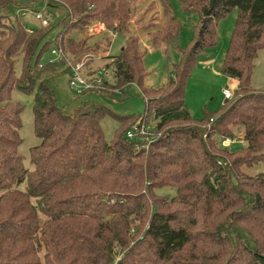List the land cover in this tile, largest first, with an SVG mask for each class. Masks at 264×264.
<instances>
[{
  "label": "trees",
  "instance_id": "1",
  "mask_svg": "<svg viewBox=\"0 0 264 264\" xmlns=\"http://www.w3.org/2000/svg\"><path fill=\"white\" fill-rule=\"evenodd\" d=\"M138 1L0 0V264H264V173L246 172L264 162V90L251 86L254 60L264 49V0H178L182 11L198 14V24L190 45L177 46L180 59L157 89L143 85L147 48L130 31ZM36 2L63 7L64 15L30 28L8 14L12 6ZM161 6L165 21L151 35L154 46L159 39L176 42L179 33L167 0ZM233 9L220 71L237 87L215 113L196 119L185 104L186 81L197 56L217 44V23ZM54 27L60 32L47 40ZM74 29L82 32L78 40L69 36ZM96 33L106 52L112 37H126L117 55L106 56L113 83L104 78L107 87L93 92L118 100L136 84L145 101L140 116L112 114L119 127L111 142L100 125L109 109L90 100L73 112L60 107L48 75L62 65H39L52 42L63 60L98 52ZM62 69L71 77L68 61ZM14 88L34 92L40 142L30 149L32 168L18 151L22 105L10 99ZM149 117L156 139L126 137ZM241 128L242 149L217 142L236 139ZM158 188L174 194L159 195Z\"/></svg>",
  "mask_w": 264,
  "mask_h": 264
},
{
  "label": "rangeland",
  "instance_id": "2",
  "mask_svg": "<svg viewBox=\"0 0 264 264\" xmlns=\"http://www.w3.org/2000/svg\"><path fill=\"white\" fill-rule=\"evenodd\" d=\"M171 8V14L176 18L179 23V33L176 42L167 44L161 39L158 40L156 46L150 42L152 33L161 30L163 22L165 21L164 11L161 7V0H140L138 5L134 4L133 17H131V34L138 36L140 39L141 48H147L143 63L147 76L143 81V85L148 89H157L164 87L170 78V67L173 63H177L180 59L178 47L186 49L195 34V27L198 24V14L196 12H184L181 9L178 0H167ZM11 12H8L11 18L17 16V8L12 6ZM31 9L42 11L53 9L50 17V22L56 24L57 20L64 15L63 7H54L49 2H36L32 5ZM13 15V16H12ZM21 22L26 23L30 28H39L40 22L35 19L33 14L28 13L25 16L18 15ZM47 16V14H45ZM237 17V10L233 9L225 18L217 23L218 42L217 44L199 54L196 59V65L186 81L185 85V104L188 110L196 119H200L204 112L215 113L224 104L225 98L223 90L228 88L231 92L237 87V80L230 78L220 71V65L223 61L224 53L229 45L231 33L234 27L235 19ZM60 29L54 27L47 35L46 39L53 41L58 35ZM92 34V33H91ZM101 43V49L95 53H84L80 57L68 55L66 60L62 57L56 56L53 62H57V66L62 68L66 67L68 60H80L83 62L82 73L87 80H92L94 85L90 92L80 97L77 93L69 87L70 73L62 68H58L53 73L48 75L51 78V83L55 91L57 103L69 112L78 109L81 102L90 100L104 105L109 109L110 114H106L100 121V125L107 142H111L115 138L118 129L117 119L112 115L118 116H140L144 113L145 101L141 88L132 84L127 89L126 96L120 97L118 100H112L108 97L102 96L96 92L98 89H105L109 84L113 83L110 70L106 66L110 63V59L106 56H114L121 50L126 35H116L111 39V45L108 52L104 51L105 39L101 33L93 34ZM69 36L75 39L81 38L82 32L79 30H72ZM167 44V45H166ZM55 48L54 43L50 45L49 49L45 52L40 60V64H44L53 58L50 53L51 49ZM75 57V58H74ZM63 60V61H62ZM21 61L18 59L15 64L16 74L19 75L21 71ZM40 68V67H39ZM107 71H106V70ZM101 79L100 83L98 79ZM108 81L107 86L103 84V79ZM251 86L255 90H264V49L259 50L257 57L254 60V68L251 77ZM10 99L22 105V112L20 114L21 127L19 134L22 139L18 147L19 153L23 157V163L26 168H32L30 161V149L37 144L40 140L34 132L33 120V93H24L18 89L11 91ZM145 125L149 127L151 133L154 132L155 121L149 117ZM243 129L238 131L239 137L236 139L217 138V142L221 145H226L230 150H238L244 147V141L241 139ZM249 174L264 173V162H260L252 168L246 169ZM156 193L159 195H173L174 190L170 188H158Z\"/></svg>",
  "mask_w": 264,
  "mask_h": 264
},
{
  "label": "built area",
  "instance_id": "3",
  "mask_svg": "<svg viewBox=\"0 0 264 264\" xmlns=\"http://www.w3.org/2000/svg\"><path fill=\"white\" fill-rule=\"evenodd\" d=\"M28 13L33 14L36 20H38L42 26H46L47 24L50 23V17L47 10H42V11H36L31 8H23V7H18L17 8V15L20 16H25ZM47 14V16H45ZM102 28V26L95 27V30H99ZM29 32H31V29H28ZM50 53L53 55V58H50V62L54 61L56 56H61L62 57V51L57 48L51 49ZM55 57V58H54ZM68 65L70 67L71 71V77L69 81V86L76 92V93H81L84 90H89L92 89L94 85H92V80H87L86 77H84V74L82 73V67H83V62L80 60H68ZM101 79H98V82L94 81V83H100ZM223 94L225 99H229L232 95V92L228 89L225 88L223 90ZM136 136L141 137L142 139L147 140V144L152 142L154 139H156L159 136L158 134H153L150 132L149 127L145 125V123H135L132 127H130L126 131V137L127 138H134Z\"/></svg>",
  "mask_w": 264,
  "mask_h": 264
},
{
  "label": "crops",
  "instance_id": "4",
  "mask_svg": "<svg viewBox=\"0 0 264 264\" xmlns=\"http://www.w3.org/2000/svg\"><path fill=\"white\" fill-rule=\"evenodd\" d=\"M162 7V6H161ZM147 76V75H146ZM146 78V77H145ZM223 96H224V94H223ZM225 98V97H224ZM225 101H226V99H225ZM224 101V102H225ZM186 103V102H185ZM186 107H187V105H186ZM242 135H243V133H242ZM238 137H239V135H238ZM241 138H242V136H241ZM244 146H245V142H244Z\"/></svg>",
  "mask_w": 264,
  "mask_h": 264
},
{
  "label": "water",
  "instance_id": "5",
  "mask_svg": "<svg viewBox=\"0 0 264 264\" xmlns=\"http://www.w3.org/2000/svg\"><path fill=\"white\" fill-rule=\"evenodd\" d=\"M51 12H53L54 10L53 9H50Z\"/></svg>",
  "mask_w": 264,
  "mask_h": 264
}]
</instances>
